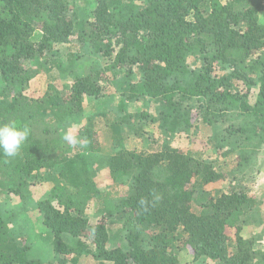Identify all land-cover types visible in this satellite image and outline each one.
Masks as SVG:
<instances>
[{
  "label": "trees",
  "instance_id": "16d2710c",
  "mask_svg": "<svg viewBox=\"0 0 264 264\" xmlns=\"http://www.w3.org/2000/svg\"><path fill=\"white\" fill-rule=\"evenodd\" d=\"M78 1L0 0V125L30 129L16 157L0 151V182L9 181V192L20 195L41 171L55 178L48 198L29 203L27 196L22 203L41 216L53 259L180 264L179 253L187 252L190 264H264L255 236H242L257 205L253 176L246 173L264 144V0H97L80 20ZM78 44L100 63L87 75L74 73L65 94L50 85L35 99L16 92L45 73L40 54ZM121 71V99L149 98L155 115L131 114L120 105L114 120L102 115L111 152L101 153L92 118L78 126L77 142L69 146L65 124L83 120L85 98L104 97V73L115 75L112 82ZM137 120L158 122L161 134L148 153L126 148L131 134L139 135ZM196 126L211 134L205 145L218 149L217 157L236 155L229 171L204 149L173 146L179 135L196 136ZM88 154H97L92 168ZM95 166L112 184L99 183ZM227 180L224 190L207 189ZM117 187L124 191L116 197ZM89 205L99 217L93 228L84 215ZM5 215L0 264H43L29 254L33 243L21 240L20 214ZM110 217L120 218L122 235L109 248Z\"/></svg>",
  "mask_w": 264,
  "mask_h": 264
},
{
  "label": "rangeland",
  "instance_id": "374dc122",
  "mask_svg": "<svg viewBox=\"0 0 264 264\" xmlns=\"http://www.w3.org/2000/svg\"><path fill=\"white\" fill-rule=\"evenodd\" d=\"M97 0H79L77 2L76 15L78 14V20L86 17L88 11H90ZM260 24L264 25V10L259 15ZM39 36L36 35L33 41L37 42ZM78 45H62L54 46L51 50L40 54L38 56L42 68H44L45 73H41L36 76L29 84L25 86H18L16 88L17 93H21L23 96L30 98H39L41 97L47 86H51L62 94H65L68 90L69 85L72 83V80L75 76L74 73L79 75H87L91 69H94V62L97 60V63H100V60L96 58L93 54H90V50L79 49ZM105 61V62H104ZM104 63L106 60L104 59ZM190 65L194 69H198L199 64L192 59ZM68 70L70 74L62 76L61 71ZM93 71V70H92ZM73 74V75H72ZM125 72L121 71L117 76V80L108 82V80H113L115 75L106 72L102 76L101 87L103 88L104 97L99 100H92L85 98L83 100V120L80 122L66 123L65 129L67 134L66 139H68L69 146H75L77 142V132L78 126L84 125L87 119L92 118V124L95 122L96 137L98 147L102 154L111 152L110 146L107 142H104V135H110L109 131L107 133L103 125V116L105 118L114 120L119 114V110L114 111L120 105L124 107V110L128 113H141L146 112L149 115H155L156 112V103L151 101L149 98L146 100L140 99L138 101L129 102L126 99H121L120 93L122 92V87L119 84L121 78H123ZM140 75H134V82L139 79ZM127 79V78H126ZM123 103V105H122ZM127 106V107H126ZM126 107V108H125ZM121 113L120 115H123ZM100 116V117H99ZM138 126L137 137L131 134L130 138L125 142L126 148L134 151H145L150 152L155 144L152 141L159 139L160 129L158 127V122H145L141 123L138 120L135 121V126ZM199 127V126H196ZM137 128V127H136ZM126 131H129V127L125 128ZM126 133V132H125ZM128 133V132H127ZM132 133V132H131ZM196 136H186L179 135L173 140V146L179 148L191 147L192 149L205 150V157H209L212 161L215 162V159L218 158L216 155L219 154L218 149H213L209 144H206V136L211 135L207 131L197 129ZM153 144V145H152ZM73 153V152H72ZM236 155H228L224 158L219 157V160H216V165H220L221 169L224 172L229 171L233 164ZM97 159V154H88L86 160L88 161L89 166L92 168L93 160ZM98 160V159H97ZM99 171V183L106 187L112 184V181L107 176L102 169V166H95ZM249 171L246 174H251L253 176V186L250 183V194L256 199L257 205L252 211L247 215V220L243 224L242 236L248 238L249 236H255V243L253 244L254 249L263 248L264 249V235L258 237L259 234L264 230V144L261 146L260 154L254 158L252 165L249 167ZM41 173V174H40ZM38 174V177L34 179V183L26 188L20 189V195L9 192L11 187L10 182L4 180L0 182V213L7 214L5 217H11L16 212V215L20 214L19 217V227L22 229L21 234L23 235L22 241H25V244L29 241L33 243L34 247L30 250L29 254L31 257L39 260L43 264H62L60 260L53 259L52 251L49 247V235L47 231L41 224V216L38 212L32 211V209H24L22 203L24 198L29 196L28 202L31 203L32 200H40L43 198H48V193L52 185L55 183V178L50 174L45 175V171H41ZM228 180L223 183H218L212 186L207 187L210 191H221L224 190V187L227 186ZM252 186V187H251ZM124 189L115 188L112 192H115L116 197L123 194ZM31 198V199H30ZM8 211V212H7ZM11 211V213H9ZM7 212V213H6ZM85 217L87 218L90 228H93L94 225L98 222L99 217L94 211V206L89 205L84 212ZM106 227L109 235L108 247H116L120 244L121 239V220L119 217H110L106 219ZM29 245V244H28ZM180 264H190L192 257L187 252L179 253ZM77 264H104L96 262L90 255L82 256ZM107 264V263H106ZM200 264H213V262L206 260L200 261Z\"/></svg>",
  "mask_w": 264,
  "mask_h": 264
},
{
  "label": "clouds",
  "instance_id": "9594fccd",
  "mask_svg": "<svg viewBox=\"0 0 264 264\" xmlns=\"http://www.w3.org/2000/svg\"><path fill=\"white\" fill-rule=\"evenodd\" d=\"M29 134L30 129L26 126L15 123L0 125V151L7 157H16Z\"/></svg>",
  "mask_w": 264,
  "mask_h": 264
}]
</instances>
